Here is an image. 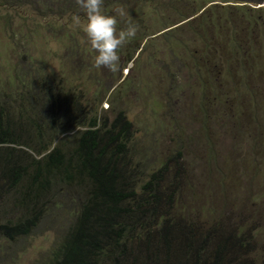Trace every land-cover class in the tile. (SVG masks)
Here are the masks:
<instances>
[{
  "label": "rangeland",
  "instance_id": "1",
  "mask_svg": "<svg viewBox=\"0 0 264 264\" xmlns=\"http://www.w3.org/2000/svg\"><path fill=\"white\" fill-rule=\"evenodd\" d=\"M120 8L140 30L113 73L94 67L76 0H0V109L18 141L0 144L3 159L31 173L59 135L51 148L68 162L82 122L120 117L136 189L163 167L164 211L211 228L215 244L246 236L227 263L264 264V0H105L107 14ZM43 173L30 190L28 175L17 186L0 176V218L30 219L0 236V264H55L75 226L87 179Z\"/></svg>",
  "mask_w": 264,
  "mask_h": 264
},
{
  "label": "trees",
  "instance_id": "2",
  "mask_svg": "<svg viewBox=\"0 0 264 264\" xmlns=\"http://www.w3.org/2000/svg\"><path fill=\"white\" fill-rule=\"evenodd\" d=\"M3 117L0 109V144L18 142L12 121ZM119 119L108 127L96 119L82 122L80 125L86 128L80 131L68 162L60 142L51 148L59 135L53 137L49 147L40 149L46 153L41 159L43 166H36L31 173L21 163L3 159L8 154L0 145V176L15 186L28 175L29 190L33 182H40L42 188L48 182H42L43 170L57 171L68 183L77 172L89 183L86 200L55 264H246L239 257L228 263L225 258L229 250L246 251V236L231 233L215 244L211 228H194L192 222L185 223L181 217L164 211L166 203L171 205L173 195L164 197L159 183L163 167L136 189L120 165L127 153L131 123L126 120L118 125ZM69 126L67 123L63 132ZM29 220L9 223L0 218V236L24 234Z\"/></svg>",
  "mask_w": 264,
  "mask_h": 264
},
{
  "label": "clouds",
  "instance_id": "3",
  "mask_svg": "<svg viewBox=\"0 0 264 264\" xmlns=\"http://www.w3.org/2000/svg\"><path fill=\"white\" fill-rule=\"evenodd\" d=\"M77 6L85 13L84 34L86 42L97 53L94 67L107 68L111 72L120 69V50L137 37L140 25L124 8L117 15L107 14L105 0H76ZM79 21L80 17H76ZM123 23V27H120Z\"/></svg>",
  "mask_w": 264,
  "mask_h": 264
}]
</instances>
